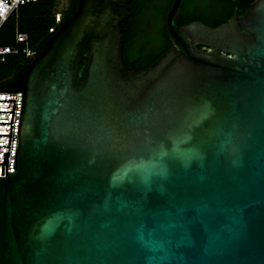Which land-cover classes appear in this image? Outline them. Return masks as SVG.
I'll return each instance as SVG.
<instances>
[{
  "label": "water",
  "instance_id": "1",
  "mask_svg": "<svg viewBox=\"0 0 264 264\" xmlns=\"http://www.w3.org/2000/svg\"><path fill=\"white\" fill-rule=\"evenodd\" d=\"M176 24L128 69V0H77L22 74L0 264H264V0ZM200 45V47H198Z\"/></svg>",
  "mask_w": 264,
  "mask_h": 264
},
{
  "label": "trees",
  "instance_id": "2",
  "mask_svg": "<svg viewBox=\"0 0 264 264\" xmlns=\"http://www.w3.org/2000/svg\"><path fill=\"white\" fill-rule=\"evenodd\" d=\"M60 1V2H59ZM77 0H33L19 4L0 24V45L16 47L0 60V89L6 90L15 82L26 64L46 44L47 36L55 32L59 25L71 14ZM250 0H237L239 12L248 6ZM172 0H128L131 28L121 46V58L130 70H138L152 62L168 46L165 13ZM59 5V6H58ZM231 0H180L176 24L186 23L191 18L208 25L225 21L232 13ZM59 12V21H54V13ZM51 28L49 31L48 28ZM15 30L26 34V46L33 51L25 55L22 42H16ZM200 47V45H198Z\"/></svg>",
  "mask_w": 264,
  "mask_h": 264
},
{
  "label": "built area",
  "instance_id": "3",
  "mask_svg": "<svg viewBox=\"0 0 264 264\" xmlns=\"http://www.w3.org/2000/svg\"><path fill=\"white\" fill-rule=\"evenodd\" d=\"M33 0H0V24L11 12L15 11L19 4ZM54 21H59V12L54 13ZM50 31L51 28L49 27ZM14 38L16 42L24 43L21 50L25 55H31L33 51L26 44V34L15 30ZM17 48L8 45H0V60L7 52H14ZM21 91H4L0 89V175H4V170L12 171L15 137L18 121Z\"/></svg>",
  "mask_w": 264,
  "mask_h": 264
},
{
  "label": "flooded vegetation",
  "instance_id": "4",
  "mask_svg": "<svg viewBox=\"0 0 264 264\" xmlns=\"http://www.w3.org/2000/svg\"><path fill=\"white\" fill-rule=\"evenodd\" d=\"M62 4L66 3V0H61Z\"/></svg>",
  "mask_w": 264,
  "mask_h": 264
},
{
  "label": "rangeland",
  "instance_id": "5",
  "mask_svg": "<svg viewBox=\"0 0 264 264\" xmlns=\"http://www.w3.org/2000/svg\"><path fill=\"white\" fill-rule=\"evenodd\" d=\"M60 2V1H59ZM59 6V5H58Z\"/></svg>",
  "mask_w": 264,
  "mask_h": 264
}]
</instances>
